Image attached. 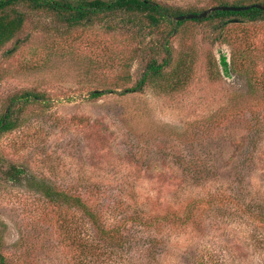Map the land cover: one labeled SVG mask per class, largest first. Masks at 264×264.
Masks as SVG:
<instances>
[{"label":"rangeland","instance_id":"1","mask_svg":"<svg viewBox=\"0 0 264 264\" xmlns=\"http://www.w3.org/2000/svg\"><path fill=\"white\" fill-rule=\"evenodd\" d=\"M155 1L185 12L218 2ZM26 12L0 49V115L16 95L41 97L23 100L17 127L0 136V158L101 208L109 227L138 218L128 223L133 250L115 248L95 264H264L251 245L264 211H246L264 210V16L186 20L168 38L170 24L153 28L143 17L71 28ZM167 57L141 92L121 93ZM95 90L111 93L91 99ZM36 181L0 178L7 260L93 264L64 240L68 224L92 235L83 211L51 203Z\"/></svg>","mask_w":264,"mask_h":264},{"label":"trees","instance_id":"2","mask_svg":"<svg viewBox=\"0 0 264 264\" xmlns=\"http://www.w3.org/2000/svg\"><path fill=\"white\" fill-rule=\"evenodd\" d=\"M264 0H235L230 3L226 0H218L217 6H250L260 4ZM26 10L30 12H45L56 17L57 21L67 25L68 27L78 26H91L101 23L107 28L117 29V24L114 23L116 19H120L124 23H132L137 26L141 23L143 17L150 27L159 28L164 24H170L171 30L167 32L168 38L175 35L178 28L184 24L186 20L201 21L211 20L215 18H227L232 16H242L248 20H258L264 16V10L258 8H250L243 11H215L208 14L206 18H195L177 20V17L186 14H199L200 11H183L179 8H174L164 5L155 0H0V49L15 39L19 32L22 31L28 19ZM168 49L169 47L166 46ZM168 52V51H167ZM169 54V53H168ZM170 64V58L167 57L163 62L159 63L157 60H151L146 66V71L141 77L136 86L128 88L121 92L122 94L138 93L141 92L146 86L150 78L161 75L165 67ZM229 62L227 58L223 57L222 66L223 72H227ZM111 91L95 90L90 93L91 99H98ZM41 96L31 92L23 95L14 96L9 108L6 112L0 115V136L8 131L15 129L18 125L19 112L23 107V100L39 99ZM19 116V117H18ZM7 167V168H5ZM11 180L15 183H22L29 178L26 171L16 164L5 165V161L0 158V178ZM39 183V188L44 196L49 199L51 203H61L64 205H71L78 210L83 211L82 215L93 226L92 235L84 237L79 233V227L72 228L69 224L64 226L66 229L65 244L67 246H77L78 249L83 250L82 255L86 258L93 259L95 264L97 259H102L103 255L113 257L116 252L115 248L125 250L126 252L132 251L134 248L135 238L130 233L128 227L129 222H137L138 218L132 214L127 217H122L115 226H107L104 221V212L101 208L89 205L83 200L81 196H73L64 190L58 191L51 185L43 181H36ZM222 194H226L227 190H220ZM256 204V203H255ZM256 206V207H255ZM253 207V208H252ZM257 208V209H255ZM254 219L261 214L264 210L256 205H249L246 210ZM263 214V213H262ZM252 244L258 252L264 255V229L260 224H255L251 228ZM73 238V240H72ZM71 240L73 242H71ZM3 241L0 237V264H11L7 257L3 254ZM129 250V251H128ZM135 250V249H134ZM145 254L142 252L141 255ZM131 259V257L129 258ZM90 262L89 264H91ZM133 264V263H131Z\"/></svg>","mask_w":264,"mask_h":264},{"label":"water","instance_id":"3","mask_svg":"<svg viewBox=\"0 0 264 264\" xmlns=\"http://www.w3.org/2000/svg\"><path fill=\"white\" fill-rule=\"evenodd\" d=\"M258 8L261 10H264V4H254V5H250V6H217V7H213L210 8L202 13L199 14H186V15H182L177 17V20H185V19H195V18H206L208 16V14H210L211 12H215V11H243V10H247L250 8Z\"/></svg>","mask_w":264,"mask_h":264}]
</instances>
